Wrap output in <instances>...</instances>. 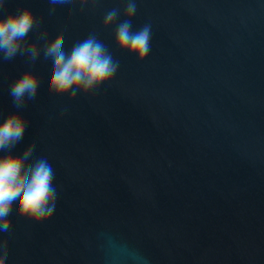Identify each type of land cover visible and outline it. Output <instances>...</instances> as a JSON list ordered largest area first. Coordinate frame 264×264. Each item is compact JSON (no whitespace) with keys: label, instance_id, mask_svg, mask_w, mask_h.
Masks as SVG:
<instances>
[{"label":"water","instance_id":"water-1","mask_svg":"<svg viewBox=\"0 0 264 264\" xmlns=\"http://www.w3.org/2000/svg\"><path fill=\"white\" fill-rule=\"evenodd\" d=\"M126 2L0 8L32 7L65 50L95 33L120 62L110 84L69 102L49 96L42 53L0 61V119L16 110L11 83L39 74L14 151L35 142L58 192L41 225L13 206L5 264H264V0H136L133 30L152 26L142 64L115 48V24L103 28Z\"/></svg>","mask_w":264,"mask_h":264},{"label":"clouds","instance_id":"clouds-1","mask_svg":"<svg viewBox=\"0 0 264 264\" xmlns=\"http://www.w3.org/2000/svg\"><path fill=\"white\" fill-rule=\"evenodd\" d=\"M49 3L53 5L49 14H54L56 5H79L83 10L89 0H49ZM5 4L6 0H0V8ZM136 12V0H127L123 8L126 18L117 23L121 10L113 8L106 12L103 28L108 29L115 24V48L142 64L151 51L152 26L145 24L134 31L132 20ZM41 23V18L30 6L6 16L0 15V61L10 62L17 56H26L34 63L42 53L45 60L53 62L49 96H67L69 102L77 94H95L112 82L120 62L114 59L107 45L95 33L65 50L64 31L50 39L47 31L41 29ZM34 31L36 38L31 39L30 33ZM39 86V74L31 68L15 79L9 87V95L16 110L0 119V232L11 231L13 206L17 202V220L34 225L48 222L56 209L55 172L47 158L33 159L35 142L23 152L14 151L23 140L29 124L22 109L28 101L36 99ZM7 256L8 241L4 239L0 241V264H5Z\"/></svg>","mask_w":264,"mask_h":264}]
</instances>
